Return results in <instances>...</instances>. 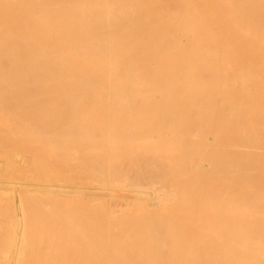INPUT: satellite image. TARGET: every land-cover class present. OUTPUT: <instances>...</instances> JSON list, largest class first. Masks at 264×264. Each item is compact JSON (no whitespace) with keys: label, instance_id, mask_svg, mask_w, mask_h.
<instances>
[{"label":"bare ground","instance_id":"obj_1","mask_svg":"<svg viewBox=\"0 0 264 264\" xmlns=\"http://www.w3.org/2000/svg\"><path fill=\"white\" fill-rule=\"evenodd\" d=\"M0 146L167 206L5 208L0 264H264V0H0Z\"/></svg>","mask_w":264,"mask_h":264},{"label":"rangeland","instance_id":"obj_2","mask_svg":"<svg viewBox=\"0 0 264 264\" xmlns=\"http://www.w3.org/2000/svg\"><path fill=\"white\" fill-rule=\"evenodd\" d=\"M16 137H17V135H15ZM3 148H1V146H0V150H2ZM26 150V149H25ZM25 150L23 151L22 149L20 150V149H18L17 150V152H16V154H14V152H12V155H13V159H12V161H10V162H8V161H6V158L4 159V157H2L3 159H1L0 158V167H3V169L1 168V173H0V176H2V177H0V205H2V206H0V214H2V216L4 217L3 219L4 220H6L5 218H8V223H9V226H7V222L5 223L1 218H0V220H2L6 225V227H4V224H3V222L2 221H0L2 224H3V226H2V224L0 225V228L2 229V231L3 232H1L0 231V233H2L1 235H0V237L2 238V239H0V241H1V246H0V249H1V247L3 248V249H1V251L0 252H3L4 251V249H5V246H6V244H4V243H8V244H12V241H15V240H12V239H14L13 238V236H15V232H16V229H15V231H14V229L12 228L13 226H11V223L13 222V220H14V222H15V219H16V221L18 222V224L19 223H21L20 224V227H23V225L27 222V219H28V221H30V216L29 217H24V218H19V217H17L18 216V212L20 211V210H18L17 212H16V208L19 206V207H21V205L22 204H24L26 207H27V205L28 206H31L30 205V203H32V204H34V205H36L37 203H39V202H41V204L43 203H46V202H43V201H47L48 200V198L52 201V198H53V200H55V201H57V203L58 204H63L62 205V207L63 208H67L68 207V209H72L71 207L73 206V207H75V206H77V205H81L80 207H81V209L83 210V208H84V210H85V208H86V210H85V213H90V212H88L87 210H89V206L91 205V207H92V209H94L95 208V204H91L92 202H94V203H96L97 204V208L96 209H98V203H99V205H101L100 206V208L102 209V212H103V214L102 215H104L105 213H106V211H105V213H104V210L103 209H107V219L108 220H112V222L113 223H117V221L118 220H120L119 218H123V217H121L122 215H123V212H125V215L129 212V214H127L126 216H127V219H128V217L131 215V217L133 216V214H132V211L133 210H135V208H136V210H135V212H134V216L133 217H135V213L137 214L136 215V217L138 216V215H144L145 213V209H148V211H149V209H150V214H151V211L153 212H155L157 209L159 210V208H158V206H161L162 208L164 207V205H160V201H163V193L161 194V193H159V195L156 193V191H155V194H154V191H152L153 189L152 188H149V189H152V190H146L147 188H137L136 186L135 187H133V186H128L127 184H125V186H120L122 183L120 182V185L118 184V183H114V185L116 186H114L113 185V183H112V185H110V183L107 185V187H103L104 185H99V184H97V182L96 183H94V185L91 183L92 181H94V180H92L91 182L89 181L88 182V180L87 179H85V180H87V182L86 181H83V177H82V175H80V178L82 179V181L79 183V181L77 182V180H78V178H79V174H81V173H79V172H77L76 174H77V179H75L73 182H75V183H71V181H69L68 183H67V181L68 180H64V181H66V182H64L63 180L61 181V182H63V183H61V182H59V181H56V183L54 182V181H52V182H49V181H47V182H39V181H36L35 179H33V178H31V179H26V177L24 176L25 175V172H26V174L28 173H31V172H33V171H35V168L36 167H38V168H40L38 165H36V162L35 161H31V162H29L28 163V158L26 157V156H24V154L23 153H25ZM46 150H48V149H46ZM48 151H50V153H52V149H49ZM26 152H28L27 150H26ZM29 153V152H28ZM26 157V158H25ZM14 161V162H13ZM12 162V163H11ZM35 162V163H34ZM77 162V161H76ZM8 163V164H7ZM9 163H11L10 164V166H9ZM15 163V164H14ZM34 163V164H33ZM73 165H75L74 163H72ZM11 166H15V167H17V168H15V169H18V168H20V171H16L15 169L13 170V168L11 167ZM29 166H30V169H29ZM8 167V169H9V167H10V169H12V170H6V168ZM33 169H32V168ZM26 170H28V171H26ZM42 173H45V171H42ZM12 174V175H11ZM85 174V173H84ZM41 175H43V174H41ZM84 177H85V175H84ZM22 180V181H21ZM32 181V182H31ZM35 181V182H34ZM79 183V184H77V183ZM85 182L86 183H88V184H85ZM65 183H67V184H65ZM89 183H91L92 185H90ZM47 184H53V186L51 187V188H53V191L50 189H45V188H48L49 186L47 185ZM76 184V185H75ZM117 184L120 186V188H119V186H117ZM7 186V187H6ZM17 186V187H16ZM94 186V187H93ZM57 187V188H56ZM72 187H73V189H72ZM123 187H125V188H123ZM95 188H97L96 190H97V192H94L93 191V189ZM105 188V189H104ZM133 188V189H132ZM40 189V190H39ZM98 189H100L101 191L99 192V190ZM119 189H121V192L120 191H118ZM92 190V191H91ZM95 190V191H96ZM102 190H104V191H102ZM106 190V191H105ZM123 190V191H122ZM124 190H125V193H124ZM47 191H48V193H47ZM59 193H58V192ZM89 191V192H88ZM108 191V192H107ZM127 191V192H126ZM46 192V193H45ZM119 192V193H118ZM7 193V194H6ZM9 193V194H8ZM139 193V194H138ZM54 196H53V195ZM83 196H82V195ZM85 194H87V195H85ZM126 194V195H125ZM128 194V195H127ZM130 194V195H129ZM152 194H154L153 196H152ZM4 195H6V196H4ZM56 195V196H55ZM60 195V196H59ZM151 195V196H150ZM162 195V196H161ZM23 196H25V198L23 197ZM35 196V197H34ZM62 196H64V197H62ZM71 196H73V197H71ZM78 197L79 198V200H77V198L76 197ZM84 197L83 198V200H81V198L82 197ZM123 196V197H122ZM150 196V197H149ZM159 196V197H158ZM22 197L24 198L23 200H22ZM38 197V198H37ZM67 197V198H66ZM96 197V198H95ZM129 197V198H128ZM162 197V198H161ZM31 198H35V201L33 200L32 201V199ZM41 198V199H40ZM57 198V199H56ZM60 198V199H59ZM62 198V199H61ZM85 198L87 199V200H85ZM92 198V199H91ZM111 198V199H110ZM120 198V199H119ZM152 198V200H150ZM29 199H31V200H29ZM37 199H39V200H37ZM42 199H44V200H42ZM113 199H115V200H113ZM119 199V200H118ZM49 200V201H50ZM60 200V201H59ZM78 201V203H77V201ZM92 200V201H91ZM95 200V201H94ZM103 200V201H102ZM148 200V201H147ZM4 201V202H3ZM22 201H25V202H22ZM30 201V202H29ZM32 201V202H31ZM54 201V202H55ZM68 201V202H67ZM72 201V203H70ZM80 201V202H79ZM85 201V202H84ZM86 201H88V203H86ZM97 201V202H96ZM107 201V202H106ZM130 201V202H129ZM154 203H153V202ZM26 202H28L29 204H27ZM36 202V203H35ZM48 202V201H47ZM53 202V201H52ZM84 203L86 206H87V204H88V206L87 207H85V205L84 204H82V203ZM100 202L102 203V204H100ZM118 202H120V203H118ZM135 202V203H134ZM157 202V203H156ZM19 203V204H18ZM22 203V204H21ZM56 203V202H55ZM118 203V204H117ZM135 205H134V204ZM147 203H148V205H147ZM4 204V205H3ZM27 204V205H26ZM48 203H46V206H45V204H44V206L45 207H43L42 205V208L44 209L45 208V212L44 213H46V212H49V213H52V211H53V215H55L56 216V214H55V212H56V209H60L59 207L60 206H58L57 207V204H55L56 205V209H55V205L52 203V205L54 206V210H53V208H51L50 206H51V204H50V206H48L47 205ZM68 204V205H67ZM75 204H77V205H75ZM105 204V205H104ZM116 204H117V206H116ZM124 204V205H123ZM130 204V205H129ZM132 204V205H131ZM140 204V205H139ZM161 204H164V201H163V203H161ZM7 205H9L10 207L7 209ZM13 205V206H12ZM18 205V206H17ZM34 205H33V207H34ZM38 205V204H37ZM36 205V206H37ZM40 205V204H39ZM38 205V207H40L41 208V206H39ZM72 205V206H71ZM84 207H83V206ZM92 205H95L94 207L92 206ZM119 205V206H118ZM124 206V207H122V206ZM147 205V206H146ZM156 205V206H155ZM158 205V206H157ZM52 206V207H53ZM71 206V207H70ZM116 206V207H115ZM121 206V208H119ZM135 206V207H134ZM144 206V207H143ZM152 206V207H151ZM12 207V208H11ZM16 207V208H15ZM23 207V206H22ZM32 207V206H31ZM37 207V208H38ZM46 207H47V209H46ZM61 207V208H62ZM80 207L78 206V209L76 208V211H78L79 213H81L80 211H81V209H80ZM83 207V208H82ZM112 207H114V208H116V209H113ZM118 207V208H117ZM148 207V208H147ZM150 207V208H149ZM155 207V208H154ZM165 207H167L166 205H165ZM164 207V208H165ZM3 208V209H2ZM6 208V209H5ZM37 208H35L34 210H35V212H36V209ZM41 208V209H42ZM62 208V209H63ZM100 208H99V210H100ZM133 208V209H132ZM4 209L5 210H8V212H9V209H10V211H11V209H12V211L14 210V212L13 213H15L14 214V216L12 215V213L10 212V215H11V217H12V221H11V223H10V221H9V218H11L10 217V215H9V213L6 215L5 213V211H4ZM91 209V208H90ZM95 209V210H96ZM110 209H111V211H110ZM121 209V210H120ZM129 209H131V210H129ZM29 209L27 208V211H28ZM32 210V209H31ZM34 210H33V212H34ZM115 210V211H114ZM119 210H120V213H119ZM162 209H160L159 211H161ZM4 212V215H3V212ZM39 211H41V210H38V213H39ZM67 211V210H66ZM73 211H75V208L73 209ZM97 211V213H98V210H96ZM108 211H110V214H111V216H110V214H109V212ZM114 211V213L112 214L111 212H113ZM118 211V212H117ZM128 211V212H127ZM144 211V212H143ZM159 211H156V212H159ZM2 212V213H1ZM32 212V211H31ZM43 212V211H42ZM41 212V213H42ZM101 211H100V213H102ZM142 212V213H141ZM20 214H22V212L20 211L19 212ZM29 213V212H28ZM37 213V212H36ZM78 213V214H79ZM83 213H84V211H83ZM84 213V214H85ZM100 213H98V216H102ZM119 213V214H118ZM131 213V214H130ZM141 213V214H140ZM146 213H147V211H146ZM149 213V212H148ZM33 215H34V213H32ZM77 214V215H78ZM82 214V213H81ZM81 214H79L80 216H81ZM9 215V217H7ZM28 215H31L30 213L28 214ZM120 217H119V216ZM152 215V214H151ZM25 216V215H24ZM83 216V215H82ZM81 216V217H82ZM105 216V215H104ZM110 216V217H109ZM113 216V217H112ZM117 216L119 217V218H117ZM124 216V215H123ZM125 216V217H126ZM1 217V216H0ZM16 217V218H15ZM87 217V216H86ZM14 218V219H13ZM27 218V219H26ZM77 218H79V217H77ZM83 218V217H82ZM21 219V220H20ZM23 219H26V222H25V220H24V223H23ZM81 219V218H80ZM118 219V220H117ZM125 218H123L122 219V221L124 220ZM79 220V219H78ZM115 220H117V221H115ZM126 220V219H125ZM120 222H121V220H120ZM12 225H13V223H12ZM26 226V224L24 225V227ZM11 227V228H10ZM17 227V226H16ZM5 228H7V230H4ZM9 228H10V230H9ZM15 228V227H14ZM0 229V230H1ZM18 230V229H17ZM6 231V232H5ZM5 232V234L6 235H4L3 233ZM5 236H7V237H5ZM9 236V237H8ZM3 238H5V240L3 239ZM12 238V239H11ZM7 239V240H6ZM5 241V242H4ZM4 246V247H3Z\"/></svg>","mask_w":264,"mask_h":264}]
</instances>
